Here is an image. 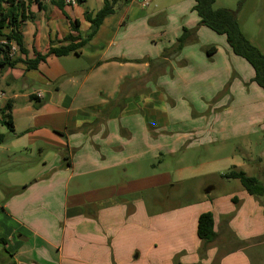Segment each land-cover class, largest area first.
<instances>
[{"label":"crops","instance_id":"0c3cea01","mask_svg":"<svg viewBox=\"0 0 264 264\" xmlns=\"http://www.w3.org/2000/svg\"><path fill=\"white\" fill-rule=\"evenodd\" d=\"M16 1L26 53L0 65V121L11 103L2 161L21 182L0 209V264H264V197L223 178L248 169L236 154L264 130L245 134L237 118L255 73L200 24L195 1L119 0L96 31L85 15L105 0ZM9 32L1 45L14 44ZM85 41L28 69L37 53ZM209 212L218 236L205 244Z\"/></svg>","mask_w":264,"mask_h":264},{"label":"trees","instance_id":"16d2710c","mask_svg":"<svg viewBox=\"0 0 264 264\" xmlns=\"http://www.w3.org/2000/svg\"><path fill=\"white\" fill-rule=\"evenodd\" d=\"M42 1V0H41ZM119 0H105L103 8L97 13L95 17L90 14H86V20L91 23L95 28V31L102 24L104 18L114 12L113 8L118 3ZM195 7L194 11L200 18V24L206 26L218 35L225 36L227 39V44L232 52L244 59L253 68L255 77L254 82L264 91V54L253 45L243 34L239 21H238V11L230 9H215L214 4L216 0H194ZM242 3L239 4V8ZM20 9L19 3L16 0H0V35L5 29H9V35L7 37L8 42H13L17 45L19 52L25 54L26 51L23 46V37L20 32V25L27 21L29 17H26L25 13L22 11L18 12ZM71 21V20H70ZM71 27L75 30L78 29V22L71 21ZM94 31V32H95ZM93 32V33H94ZM191 32L185 30L182 36L178 40V48L182 49L187 41V38ZM92 37V34L88 37ZM74 42L76 38L67 37V41ZM85 42H80L76 45L71 44L67 47H62L58 49L51 48L46 55L36 54L34 60H29L27 62L28 69H36L38 65L45 61L50 55H55L57 57L67 56L71 53H76L77 50L86 45ZM12 44L1 45L0 52L4 54L3 61L0 62L2 67H14L21 60L17 59L16 56H10ZM11 110V103L6 105L5 110L2 111V116L4 121H0L13 130L11 122L6 120L10 118L6 114V111ZM3 136H0V143L2 142ZM223 178L227 180H238L240 181L243 188L251 195L255 197H264V185H262L259 180L254 177L248 176L243 171H237L236 168L231 169L229 172L223 175ZM197 235L198 238L205 242V244H210L217 239V233L215 231V216L213 213H204L200 215L197 225ZM0 244L3 246L7 245L5 239L0 238Z\"/></svg>","mask_w":264,"mask_h":264},{"label":"rangeland","instance_id":"374dc122","mask_svg":"<svg viewBox=\"0 0 264 264\" xmlns=\"http://www.w3.org/2000/svg\"><path fill=\"white\" fill-rule=\"evenodd\" d=\"M184 1V0H183ZM242 3L239 8V4ZM215 9H230L238 11V21L241 30L245 37L255 45L264 54V0H216L214 4ZM225 41V36H222ZM217 46V45H215ZM252 69V68H251ZM255 84H250L246 81V95L240 99V111L239 116H237L240 123H242L247 131L244 130L245 134L248 130L257 128L259 125L264 124V104L261 99L250 94L254 93L251 86ZM250 91V92H249ZM263 93V92H262ZM255 94V93H254ZM1 116V114H0ZM232 118L229 119L231 122ZM241 125V124H240ZM242 126V125H241ZM10 131L7 125L0 123V135L6 134ZM243 145H240L239 152L236 154L237 157H245L247 159V164L250 165L247 170L237 169V171L248 172L251 176L259 180V182L264 185V130L255 133L254 136H247L243 140ZM2 147V148H1ZM6 146L2 142L0 143V209L10 201L17 192V183L21 182L19 179H14L11 176L12 169L9 166L15 165L14 162L7 163L2 161L6 158ZM202 157V156H200ZM192 163L191 158H187L184 161V165ZM151 169H156L160 166L158 161H153L150 165ZM249 170V171H248ZM233 189H244L238 180H230ZM221 187L216 192L207 196L208 200L220 196L223 194V190H226V186ZM188 188H192L190 185ZM204 195L200 192L194 195L195 200L202 199ZM183 203L187 202L186 197L182 196ZM2 211V209H1Z\"/></svg>","mask_w":264,"mask_h":264},{"label":"built area","instance_id":"2783aa9c","mask_svg":"<svg viewBox=\"0 0 264 264\" xmlns=\"http://www.w3.org/2000/svg\"><path fill=\"white\" fill-rule=\"evenodd\" d=\"M65 3L68 6H73V7H75L77 5L76 0H65ZM18 51H19V49H18L17 45L16 44H12L11 45V50H10V56L11 57L16 56Z\"/></svg>","mask_w":264,"mask_h":264}]
</instances>
